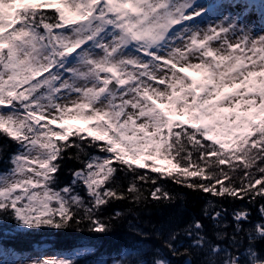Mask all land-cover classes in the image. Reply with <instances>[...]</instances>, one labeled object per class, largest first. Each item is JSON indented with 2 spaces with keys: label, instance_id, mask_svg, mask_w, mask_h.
Instances as JSON below:
<instances>
[{
  "label": "snow or ice",
  "instance_id": "obj_1",
  "mask_svg": "<svg viewBox=\"0 0 264 264\" xmlns=\"http://www.w3.org/2000/svg\"><path fill=\"white\" fill-rule=\"evenodd\" d=\"M0 106V135L19 147L0 175V214L22 230L87 221L104 234L98 213L115 200L173 204L139 169L212 197L264 201V0H0ZM70 119L95 123L73 132ZM86 146L106 155L81 161L70 184L54 187L57 161L70 148L88 157ZM162 155L178 158V174L156 165ZM143 183L153 185L147 196ZM210 208L204 215L227 229V209ZM259 213L252 224L250 211H234L231 236L216 231L214 239L195 220L184 252L177 232L164 247L185 264H264V204ZM90 251L85 244L74 255ZM0 264L77 262L0 248ZM113 264L171 261L137 249Z\"/></svg>",
  "mask_w": 264,
  "mask_h": 264
},
{
  "label": "trees",
  "instance_id": "obj_2",
  "mask_svg": "<svg viewBox=\"0 0 264 264\" xmlns=\"http://www.w3.org/2000/svg\"><path fill=\"white\" fill-rule=\"evenodd\" d=\"M40 11H47L51 13L54 12V9H40ZM83 134L86 135V133ZM71 139H76V136L73 135L70 137V140ZM18 150L19 147L17 143L7 136L0 135V170L8 169L7 167L10 165L9 158ZM85 150L88 153V157L94 152H98L95 147L86 146ZM84 158L85 156L82 154L78 155L75 148H70L68 152L65 153V158L63 160L57 161V163L61 165V169L56 174L57 183L54 185V187L62 188V186L65 184L71 183L72 173L78 169L84 168L85 165L81 162L85 160ZM157 158L166 159L172 157L162 155ZM209 158L215 160L214 156ZM175 160L177 161L178 158ZM148 163L151 162L149 161ZM234 163L241 164L242 166L243 162L236 161ZM261 164L264 165V161H262ZM223 167L225 170H227L229 165L226 164ZM138 171L147 173L152 177H157V180L161 181V187L163 186V189H166L175 197L173 204L169 205L167 201L155 202L149 200L147 203L136 205L128 201L115 200L98 213L99 217L106 222L109 228V230L104 234H98L90 231L89 223H87V221H82L80 224H70L68 228L64 229H55L49 227L21 229L16 231L14 235L6 234L2 230L3 232H1V235L2 237L8 239L18 240L14 243L16 247L19 245L21 247L27 246L28 241L33 238L50 239L52 244L57 246L56 248L60 252L66 253L68 258L71 256L70 258L74 259L77 264H102V262L111 264L114 259L120 258L122 248L129 246L128 235L131 233L130 229L132 228H130V225L133 223L144 229L145 233L140 235L137 233L138 236L144 239L146 242L154 246L156 245L158 250H162L164 253H166L171 261V264H185V261L188 259V257L183 255H172L171 253H168L167 249L164 247L166 234L163 232L161 235L159 231L160 228H162V226L164 227L165 224L169 225L174 222V227L175 223H181L179 231H182L187 225L188 220H190L191 223L195 220H201L206 226L205 230L208 236L214 239V234L216 231H226L228 235L233 233L234 224L231 218V213L236 209L249 210L252 213L250 217L252 224L256 223V219L260 218L259 207L261 204H264V201L262 200L258 199L254 203H249L247 200L217 198L219 202L218 207L227 209V216L229 215L227 220L223 221V223H227L229 227L227 229H217L214 227V222L204 215V211L207 209L206 202L210 200L211 197L210 194H204L203 192H196L187 187H182L174 183L170 177H167L166 172L162 176L161 173L151 172L150 168L139 169ZM178 172H173V174H178ZM257 175L260 174L257 173ZM118 183L123 186L127 185V177H125L123 173L119 175ZM152 187L153 185L151 183L142 184V190L145 196L148 195V192L152 189ZM78 191L81 193V195H84V189L82 186L79 187ZM117 212H119L121 215L116 216ZM0 216L7 221L16 223L11 213L0 214ZM81 216H83V212H81ZM178 229L179 228H177V230ZM84 237L88 238L85 244H87L91 249L90 253L84 256H77L71 253L75 248L80 247L78 246V243L80 239ZM241 237H243V233L241 234ZM178 238L179 241H184V238L182 239L180 234L178 235ZM184 242L181 245L175 242L176 247L180 252H184L190 244L189 242ZM151 253L152 251L149 252V255H151Z\"/></svg>",
  "mask_w": 264,
  "mask_h": 264
},
{
  "label": "rangeland",
  "instance_id": "obj_3",
  "mask_svg": "<svg viewBox=\"0 0 264 264\" xmlns=\"http://www.w3.org/2000/svg\"><path fill=\"white\" fill-rule=\"evenodd\" d=\"M201 2H209V0H201ZM197 20H199V17L198 18H196ZM249 19L250 20H252V21H256V19H257V17H255V16H252V17H249ZM201 26H204V25H201ZM183 27V25H179V26H176L175 28H177V30H179L180 28H182ZM248 63V66L249 67H251V63H250V61L249 62H247ZM73 96L75 95V93H73L72 94ZM69 107H72L71 105H69ZM75 115V113H73V116ZM83 123V121L82 120H78V119H70V120H68V127L69 128H71L72 127V125L74 124H77V123ZM140 121L138 120L137 121V123H139ZM54 127H56V128H58L57 130H59V125H55ZM97 156H99V155H97ZM101 157H103V156H101ZM7 172L8 171H3V172H1L0 173V175H4V174H7ZM157 182V184H159L160 186H161V181L160 180H157L156 181ZM163 187V186H162ZM212 204H214V205H216L215 204V201H209V202H207V208L208 209H211L210 208V205H212ZM249 211V210H248ZM257 220V222L258 221H260V218H258V219H256ZM174 223V222H173ZM173 223L172 224H169V225H167V224H165L164 225V227L162 226V228H160V231H159V233H161V235H162V233L163 232H165V238H167V237H169L170 236V234L171 233H173L174 231L175 232H177V231H179L180 230V227H181V223H175L174 224V227H173ZM189 224H191V221L190 220H188V223H187V225H189ZM255 224V223H254ZM10 225H12V221H9V226ZM186 225V226H187ZM132 226H133V229H135V230H137V228L138 229H140V228H142V227H139V225H137V224H133L132 223ZM186 226H185V228H186ZM244 227L245 228H249L250 227V225L249 224H247V225H244ZM177 228H179L178 230H177ZM11 229L12 228H8V229H6V231H9V233H12V231H11ZM181 234H184V233H182L181 232ZM211 239H213L212 237H210ZM133 242V244L129 247V248H127L126 250H125V253H127V252H134V251H136L137 249H143V250H145L147 253H148V251H151V249H152V247L149 245V244H144V242H137L136 240H133L132 241ZM0 248H3V249H5V247L3 246V245H1L0 244ZM78 251V250H77ZM76 251V252H77ZM18 255H22V257L23 258H26V259H33V258H36V257H43L44 259H62L63 258V255H59V254H57V252L53 249V248H51V247H49V246H41V247H38V248H34V249H30V250H28V251H26V252H24V253H22V254H18Z\"/></svg>",
  "mask_w": 264,
  "mask_h": 264
}]
</instances>
